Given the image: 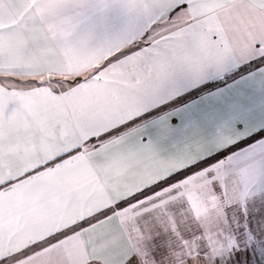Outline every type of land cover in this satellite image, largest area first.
Masks as SVG:
<instances>
[{"label":"snow or ice","instance_id":"obj_1","mask_svg":"<svg viewBox=\"0 0 264 264\" xmlns=\"http://www.w3.org/2000/svg\"><path fill=\"white\" fill-rule=\"evenodd\" d=\"M0 264H264V0H0Z\"/></svg>","mask_w":264,"mask_h":264}]
</instances>
